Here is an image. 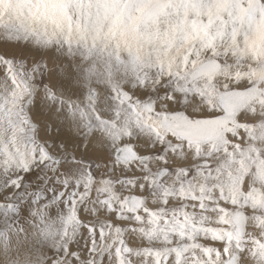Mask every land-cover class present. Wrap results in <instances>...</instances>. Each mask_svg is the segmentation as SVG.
Listing matches in <instances>:
<instances>
[{"label": "snow or ice", "instance_id": "6c2138e0", "mask_svg": "<svg viewBox=\"0 0 264 264\" xmlns=\"http://www.w3.org/2000/svg\"><path fill=\"white\" fill-rule=\"evenodd\" d=\"M21 241L264 264V0H0V264Z\"/></svg>", "mask_w": 264, "mask_h": 264}, {"label": "rangeland", "instance_id": "374dc122", "mask_svg": "<svg viewBox=\"0 0 264 264\" xmlns=\"http://www.w3.org/2000/svg\"><path fill=\"white\" fill-rule=\"evenodd\" d=\"M21 223H24V221L22 220ZM25 228H28L26 223ZM46 253L47 248L45 246L21 241V244L17 251L13 252V255L18 258L19 264H38L37 255H44Z\"/></svg>", "mask_w": 264, "mask_h": 264}]
</instances>
